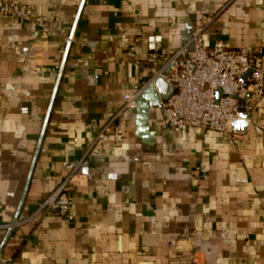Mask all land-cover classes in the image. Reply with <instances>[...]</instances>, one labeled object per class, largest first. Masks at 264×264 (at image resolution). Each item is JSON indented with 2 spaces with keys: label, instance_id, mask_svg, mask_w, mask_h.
I'll return each instance as SVG.
<instances>
[{
  "label": "crops",
  "instance_id": "obj_1",
  "mask_svg": "<svg viewBox=\"0 0 264 264\" xmlns=\"http://www.w3.org/2000/svg\"><path fill=\"white\" fill-rule=\"evenodd\" d=\"M23 1L56 34L0 17V255L14 264H264V96L244 129L175 133L160 123L161 98L175 91L163 82L124 111L123 134L98 138L150 75L149 35L177 51L208 15V46L264 49V0ZM64 160L82 162L72 220L37 213Z\"/></svg>",
  "mask_w": 264,
  "mask_h": 264
},
{
  "label": "built area",
  "instance_id": "obj_2",
  "mask_svg": "<svg viewBox=\"0 0 264 264\" xmlns=\"http://www.w3.org/2000/svg\"><path fill=\"white\" fill-rule=\"evenodd\" d=\"M0 17L23 21L30 30L45 39L56 34L48 26L47 16L23 0H0ZM212 19L207 15L204 24L196 26L187 44L174 52L163 47L161 35L147 37L149 54L144 67L150 75L133 92L123 95L122 108L104 126L98 138L108 137L112 129L119 135L123 134L124 111L136 108L140 99L156 87L158 78L174 83L177 88L166 102L161 101L163 116L160 121L175 133L186 130L233 133L235 121L251 122L264 96V49L232 48L223 41L208 46L203 34L206 24ZM135 65L139 67L140 63ZM219 91L221 95L218 97ZM81 163L75 160L62 162L67 172L56 189L40 203L37 213L57 212L68 220L73 219L69 194ZM0 264L14 263L0 255Z\"/></svg>",
  "mask_w": 264,
  "mask_h": 264
},
{
  "label": "water",
  "instance_id": "obj_3",
  "mask_svg": "<svg viewBox=\"0 0 264 264\" xmlns=\"http://www.w3.org/2000/svg\"><path fill=\"white\" fill-rule=\"evenodd\" d=\"M80 10H81V8L79 9V14H80ZM79 14H78V16H79ZM67 52H68V49L66 50V52H65V55H64V59H63V63H62V69H63V66H64V64H65V61H66V55H67ZM246 76V75H245ZM163 82H166L164 79H162V78H158L157 79V81H156V87H152L151 88V90H155V89H157V88H159L160 87V84L161 83H163ZM175 85V84H174ZM177 92V88H176V86H175V91H173L170 95H168L166 98H161V101H163V102H166L168 99H169V97L171 96V95H173L174 93H176ZM221 95V92L219 91L218 93H217V96L219 97ZM247 125H248V122L247 121H244V120H237V121H235L234 123H233V125H232V127H233V129H235V130H241L242 128L244 129V128H246L247 127ZM0 250H1V247H0Z\"/></svg>",
  "mask_w": 264,
  "mask_h": 264
}]
</instances>
